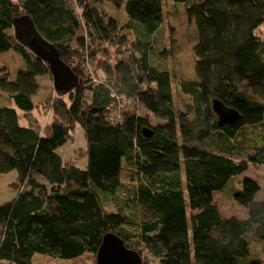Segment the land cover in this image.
I'll return each instance as SVG.
<instances>
[{"label": "trees", "instance_id": "1", "mask_svg": "<svg viewBox=\"0 0 264 264\" xmlns=\"http://www.w3.org/2000/svg\"><path fill=\"white\" fill-rule=\"evenodd\" d=\"M163 1L0 0V54L22 64L15 79L0 66V176H18L0 205V264L97 258L107 234L141 264H264L262 188L246 176L264 168V0H171L195 27L193 79L158 65ZM24 15L80 79L56 91L46 134L32 113L51 73L15 37ZM215 100L240 119L220 127ZM78 126L85 170L58 152ZM217 195L248 217H224Z\"/></svg>", "mask_w": 264, "mask_h": 264}, {"label": "rangeland", "instance_id": "2", "mask_svg": "<svg viewBox=\"0 0 264 264\" xmlns=\"http://www.w3.org/2000/svg\"><path fill=\"white\" fill-rule=\"evenodd\" d=\"M73 1L75 2V0ZM163 2L165 5V20L157 33L155 45L158 49H163L165 54L163 52L160 55L157 60L158 65L168 67L174 75L193 79L194 24L188 20L183 6L175 5L171 0H164ZM116 15H118L122 23L126 22L122 20L123 14ZM258 34L260 39L264 41V26L261 27ZM154 58L157 59L158 57L155 56ZM21 65L20 58L13 51L0 54V66H7L12 71V79H15L16 70ZM91 78L97 82L108 77L104 72L99 71L97 75L92 72ZM174 90L175 108L178 110L186 97L179 92L177 86L174 87ZM56 91L52 76H47L41 79V89L34 99L36 110L32 113V116L35 117L45 134L49 132L50 124L56 118L50 108L52 98L58 95ZM196 146L199 145L196 144ZM86 147L87 142L84 137V130L81 126H78L73 134L72 142L60 148L58 152L64 160L74 159L79 168L85 170L87 159L83 158L80 152L84 151ZM246 176L258 180L262 188L259 199H264V168L261 171L250 168ZM17 177L16 171L0 176V205L16 198L18 192L13 188V185L17 183ZM230 184V186L233 185L232 183ZM215 199L224 217H237L238 219H246L248 217L247 210L240 207L231 199L230 195H217ZM35 257L38 264H97V258L89 253L73 260H59L43 255H36Z\"/></svg>", "mask_w": 264, "mask_h": 264}, {"label": "water", "instance_id": "3", "mask_svg": "<svg viewBox=\"0 0 264 264\" xmlns=\"http://www.w3.org/2000/svg\"><path fill=\"white\" fill-rule=\"evenodd\" d=\"M14 32L16 39L31 50L40 60L48 64L54 87L58 92L73 91L78 85L79 78L73 70L61 59L58 49L48 42L37 30L33 20L28 15L14 19ZM213 108L219 117V126L224 127L235 124L240 115L215 100ZM149 138L152 133L144 130ZM141 257L128 249L121 238L115 234H107L102 241L97 255V264H141Z\"/></svg>", "mask_w": 264, "mask_h": 264}]
</instances>
